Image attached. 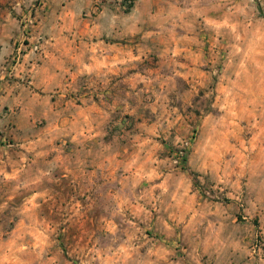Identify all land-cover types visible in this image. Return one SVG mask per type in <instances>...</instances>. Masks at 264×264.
I'll return each mask as SVG.
<instances>
[{"label": "rangeland", "instance_id": "obj_1", "mask_svg": "<svg viewBox=\"0 0 264 264\" xmlns=\"http://www.w3.org/2000/svg\"><path fill=\"white\" fill-rule=\"evenodd\" d=\"M186 3L182 53L161 46L141 66L160 76L107 92L72 139L74 106L32 125L4 100L11 56L41 20L99 19L109 39L133 0H0V264H205L222 231L264 260V0Z\"/></svg>", "mask_w": 264, "mask_h": 264}, {"label": "crops", "instance_id": "obj_2", "mask_svg": "<svg viewBox=\"0 0 264 264\" xmlns=\"http://www.w3.org/2000/svg\"><path fill=\"white\" fill-rule=\"evenodd\" d=\"M173 12L182 26L186 0H133L126 18L112 24L109 39L107 23L99 19L76 24L41 20L35 27L43 33L41 50L24 55L6 86L13 92L7 93L4 100L15 106L19 115H31L28 124L32 125L35 118L43 117L45 103L52 113L72 105L82 115V135L75 134L72 139H89L95 134L90 128L93 117L107 108V92L125 91L126 83L138 89L137 78H158V69L141 66L159 55L161 46L167 54L182 53L179 46L185 45L188 34L167 36L172 30ZM35 110L39 111L38 117ZM221 236L225 239L216 258L222 255L205 264H264L259 252L251 253L245 235L239 240L234 235L235 239L229 240L231 232L222 231Z\"/></svg>", "mask_w": 264, "mask_h": 264}, {"label": "built area", "instance_id": "obj_3", "mask_svg": "<svg viewBox=\"0 0 264 264\" xmlns=\"http://www.w3.org/2000/svg\"><path fill=\"white\" fill-rule=\"evenodd\" d=\"M29 49L32 52H37L40 50L41 42H40V37L33 42L31 45H29ZM28 44L25 42H21L17 45V47L14 50V53L11 56V59L8 63V71L7 74L9 76H13L17 66L21 63V60L23 58V55L25 54L27 50ZM253 250H255V246L253 245Z\"/></svg>", "mask_w": 264, "mask_h": 264}]
</instances>
